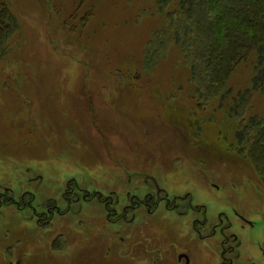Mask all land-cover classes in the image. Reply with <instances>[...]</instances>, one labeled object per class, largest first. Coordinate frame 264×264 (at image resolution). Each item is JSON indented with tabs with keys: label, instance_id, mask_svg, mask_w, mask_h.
<instances>
[{
	"label": "rangeland",
	"instance_id": "obj_1",
	"mask_svg": "<svg viewBox=\"0 0 264 264\" xmlns=\"http://www.w3.org/2000/svg\"><path fill=\"white\" fill-rule=\"evenodd\" d=\"M5 1L19 29L0 65V264H184L181 252L220 264V235L195 232L203 204L211 224L239 205L255 227L231 218L235 263L263 264L253 168L160 109L170 91L193 103L177 46L147 68L156 0ZM244 66L235 91L249 86Z\"/></svg>",
	"mask_w": 264,
	"mask_h": 264
},
{
	"label": "trees",
	"instance_id": "obj_2",
	"mask_svg": "<svg viewBox=\"0 0 264 264\" xmlns=\"http://www.w3.org/2000/svg\"><path fill=\"white\" fill-rule=\"evenodd\" d=\"M156 2L164 21L147 44V68L177 46L193 103L183 109L178 93L170 91L158 96L160 109L168 105L166 115L176 113L196 145L249 163L264 189V103L261 109L253 106L255 95L264 102V0ZM18 29L17 18L0 0V65ZM242 64L250 70L249 86L235 91L231 79Z\"/></svg>",
	"mask_w": 264,
	"mask_h": 264
},
{
	"label": "flooded vegetation",
	"instance_id": "obj_3",
	"mask_svg": "<svg viewBox=\"0 0 264 264\" xmlns=\"http://www.w3.org/2000/svg\"><path fill=\"white\" fill-rule=\"evenodd\" d=\"M216 188H219V186L215 185ZM191 204V203H190ZM192 205V204H191ZM204 208V216H203V222L201 227L195 228L196 234L199 236V238L202 240V242H206L208 238H212L213 236L220 235L221 238H219L216 242H221L222 243V249H221V262L220 264H236L235 261L236 256L241 258L243 255L241 254V251L237 252V249L231 244V242H242V240H238L236 236L229 235L227 234V230H230L232 228V225L234 226V223L231 221L233 218L236 220L237 223L244 222L246 223L250 228L255 227L254 221L248 219L243 215V212L240 211L239 205L238 207H235L231 210L232 216L225 212L224 210H219L218 212H215L217 215V219H215L216 222H212L213 224L210 223L211 217L208 215L210 213V209L208 208L207 205L203 204ZM179 209L177 205H175L172 210L176 211ZM260 214V213H259ZM263 222H264V215L260 214ZM240 225V224H239ZM238 225V226H239ZM247 240L251 239H246L244 240L245 242ZM252 242H263V241H252ZM230 245V246H228ZM262 253L264 255V250H262ZM232 254V255H231ZM243 258V257H242ZM177 261L178 263H181L184 261V264H192V259L190 256L185 253L181 252L177 256ZM257 261V260H255ZM264 264V259L260 260ZM249 263V262H248ZM249 264H255V262H250Z\"/></svg>",
	"mask_w": 264,
	"mask_h": 264
}]
</instances>
